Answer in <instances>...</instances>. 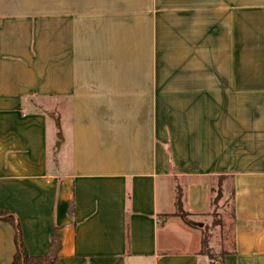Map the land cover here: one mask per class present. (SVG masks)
Here are the masks:
<instances>
[{"label": "crops", "instance_id": "obj_1", "mask_svg": "<svg viewBox=\"0 0 264 264\" xmlns=\"http://www.w3.org/2000/svg\"><path fill=\"white\" fill-rule=\"evenodd\" d=\"M0 211V264L17 226L52 264H264V0H0Z\"/></svg>", "mask_w": 264, "mask_h": 264}, {"label": "trees", "instance_id": "obj_2", "mask_svg": "<svg viewBox=\"0 0 264 264\" xmlns=\"http://www.w3.org/2000/svg\"><path fill=\"white\" fill-rule=\"evenodd\" d=\"M183 192L180 188L177 190V200H176V212L174 215L180 216L185 222L191 224V221L187 219L186 217L188 214L183 208ZM220 199V193H218L213 198V206L216 207L217 203ZM8 212L0 211V218L8 219ZM17 242L19 246V251L17 253L15 263L14 264H52L57 259L61 243L59 236L57 233L54 234L52 239V244L50 247L49 254L46 256H40V257H31L29 256L25 250L23 249V245L20 239V229L17 226ZM202 253L207 254L210 256L209 252V236L207 234V231L203 232V239H202Z\"/></svg>", "mask_w": 264, "mask_h": 264}, {"label": "rangeland", "instance_id": "obj_3", "mask_svg": "<svg viewBox=\"0 0 264 264\" xmlns=\"http://www.w3.org/2000/svg\"><path fill=\"white\" fill-rule=\"evenodd\" d=\"M218 194V190H217V193H216V195ZM215 195V196H216ZM213 208H214V206H213ZM186 213L188 214V216L186 217L187 219H189L190 220V214L186 211ZM221 213H218L216 210H214V211H211V213H210V216L211 217H209V218H207L208 219V221H209V223L211 224V225H209V226H211L212 227V222L213 221H216V222H220L221 221ZM207 234H208V236L210 237L211 236V234H210V232L207 230ZM209 254L211 255L210 257L211 258H217V256L219 255V251H217V250H215V249H211V248H209Z\"/></svg>", "mask_w": 264, "mask_h": 264}]
</instances>
